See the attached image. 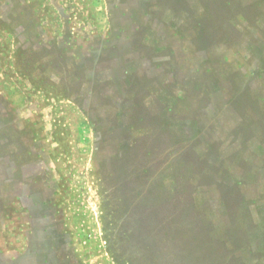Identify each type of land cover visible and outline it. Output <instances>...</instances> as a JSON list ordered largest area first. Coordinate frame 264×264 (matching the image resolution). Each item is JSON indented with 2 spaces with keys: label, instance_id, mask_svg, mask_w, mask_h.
Here are the masks:
<instances>
[{
  "label": "rangeland",
  "instance_id": "1",
  "mask_svg": "<svg viewBox=\"0 0 264 264\" xmlns=\"http://www.w3.org/2000/svg\"><path fill=\"white\" fill-rule=\"evenodd\" d=\"M190 201L264 264V0H0V264H129Z\"/></svg>",
  "mask_w": 264,
  "mask_h": 264
},
{
  "label": "crops",
  "instance_id": "2",
  "mask_svg": "<svg viewBox=\"0 0 264 264\" xmlns=\"http://www.w3.org/2000/svg\"><path fill=\"white\" fill-rule=\"evenodd\" d=\"M186 1L194 5L196 0ZM184 206L187 207L188 211L177 212L176 216L170 214L171 217H168L165 208H162L164 210L161 213L162 219L169 218L172 219L170 220L171 222L169 220L166 224L163 222L164 224L162 225L164 226L160 228L161 233L145 234V243L139 244L136 252H134L140 254L134 255L130 253L129 264H217L218 251L220 255L224 253V250L218 248V241L215 236L218 220L212 219L209 213L206 214L205 218L199 216L193 201H190L187 206L185 203ZM51 209V204L48 203V210L51 211ZM227 210L226 208L222 219L228 216L229 212ZM51 228H53V225H51ZM51 228L48 226L39 231V237L42 240H48L44 237L51 233ZM232 238L230 236V239ZM57 245L58 241L55 238L48 241L49 249H56ZM66 245L68 244L66 243ZM41 255L43 256V254L36 255L39 256V260H37L39 262L44 261ZM63 255L66 258L70 257L71 254ZM232 255L226 254L228 258Z\"/></svg>",
  "mask_w": 264,
  "mask_h": 264
}]
</instances>
